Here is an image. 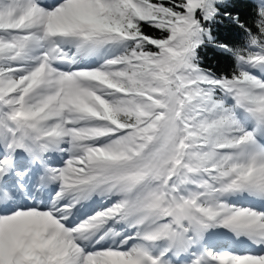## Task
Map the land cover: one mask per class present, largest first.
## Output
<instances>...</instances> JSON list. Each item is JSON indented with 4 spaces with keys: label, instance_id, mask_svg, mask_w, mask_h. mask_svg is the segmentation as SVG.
Segmentation results:
<instances>
[{
    "label": "snow or ice",
    "instance_id": "6c2138e0",
    "mask_svg": "<svg viewBox=\"0 0 264 264\" xmlns=\"http://www.w3.org/2000/svg\"><path fill=\"white\" fill-rule=\"evenodd\" d=\"M0 264H264V0H0Z\"/></svg>",
    "mask_w": 264,
    "mask_h": 264
},
{
    "label": "rangeland",
    "instance_id": "374dc122",
    "mask_svg": "<svg viewBox=\"0 0 264 264\" xmlns=\"http://www.w3.org/2000/svg\"><path fill=\"white\" fill-rule=\"evenodd\" d=\"M40 198H43L42 195ZM230 246L236 251H259L258 248L252 247L248 243L244 242L243 239L238 242H232Z\"/></svg>",
    "mask_w": 264,
    "mask_h": 264
},
{
    "label": "trees",
    "instance_id": "16d2710c",
    "mask_svg": "<svg viewBox=\"0 0 264 264\" xmlns=\"http://www.w3.org/2000/svg\"><path fill=\"white\" fill-rule=\"evenodd\" d=\"M207 56H208V60H209V62H210L214 67L218 66V67H220L221 69H226V68H227V62H225V61H223V60H217V59H215L214 56H213V53L209 52V53L207 54Z\"/></svg>",
    "mask_w": 264,
    "mask_h": 264
}]
</instances>
